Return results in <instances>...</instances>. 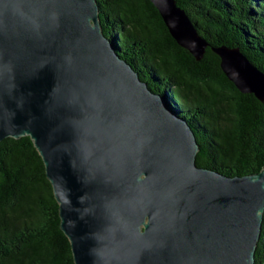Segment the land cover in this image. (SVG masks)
<instances>
[{
  "label": "water",
  "instance_id": "obj_1",
  "mask_svg": "<svg viewBox=\"0 0 264 264\" xmlns=\"http://www.w3.org/2000/svg\"><path fill=\"white\" fill-rule=\"evenodd\" d=\"M196 59L206 43L174 0H150ZM226 77L264 99V74L218 48ZM29 135L74 264H254L264 163H196L187 120L120 56L97 0H0V140Z\"/></svg>",
  "mask_w": 264,
  "mask_h": 264
},
{
  "label": "trees",
  "instance_id": "obj_2",
  "mask_svg": "<svg viewBox=\"0 0 264 264\" xmlns=\"http://www.w3.org/2000/svg\"><path fill=\"white\" fill-rule=\"evenodd\" d=\"M103 33L120 56L184 117L196 163L244 175L264 163V99L224 74L218 48L264 74V0H174L206 43L196 59L170 34L150 0H97ZM0 264H74L58 203L29 135L0 140ZM254 264H264V212Z\"/></svg>",
  "mask_w": 264,
  "mask_h": 264
}]
</instances>
